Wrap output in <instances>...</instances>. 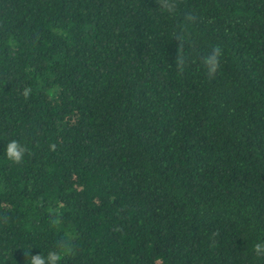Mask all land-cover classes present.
<instances>
[{
    "label": "trees",
    "instance_id": "1",
    "mask_svg": "<svg viewBox=\"0 0 264 264\" xmlns=\"http://www.w3.org/2000/svg\"><path fill=\"white\" fill-rule=\"evenodd\" d=\"M65 239L60 264H264V0H0V264Z\"/></svg>",
    "mask_w": 264,
    "mask_h": 264
},
{
    "label": "clouds",
    "instance_id": "2",
    "mask_svg": "<svg viewBox=\"0 0 264 264\" xmlns=\"http://www.w3.org/2000/svg\"><path fill=\"white\" fill-rule=\"evenodd\" d=\"M222 52L219 47H214L211 54L207 55L203 63L206 66V71L209 76H214L220 68V58ZM25 147L19 144L15 140H11L7 143L4 154L10 161L20 163L25 154ZM255 250L259 255L264 251V245H255ZM70 251V243L67 239L61 241L55 250L49 251L46 256L40 255V253L31 254V264H60L62 258Z\"/></svg>",
    "mask_w": 264,
    "mask_h": 264
}]
</instances>
